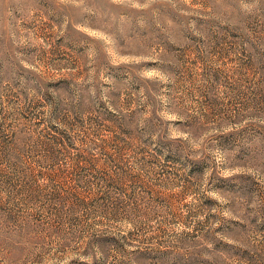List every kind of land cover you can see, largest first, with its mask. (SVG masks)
Returning a JSON list of instances; mask_svg holds the SVG:
<instances>
[{
    "label": "rangeland",
    "instance_id": "obj_1",
    "mask_svg": "<svg viewBox=\"0 0 264 264\" xmlns=\"http://www.w3.org/2000/svg\"><path fill=\"white\" fill-rule=\"evenodd\" d=\"M0 264H264V0H0Z\"/></svg>",
    "mask_w": 264,
    "mask_h": 264
}]
</instances>
